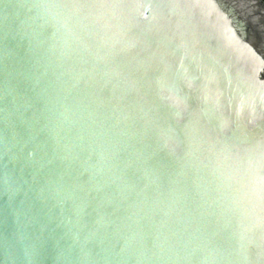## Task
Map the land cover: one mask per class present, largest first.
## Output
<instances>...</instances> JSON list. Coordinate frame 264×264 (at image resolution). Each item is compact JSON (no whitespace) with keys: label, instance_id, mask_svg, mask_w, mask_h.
I'll use <instances>...</instances> for the list:
<instances>
[{"label":"water","instance_id":"obj_1","mask_svg":"<svg viewBox=\"0 0 264 264\" xmlns=\"http://www.w3.org/2000/svg\"><path fill=\"white\" fill-rule=\"evenodd\" d=\"M0 264H264V0H0Z\"/></svg>","mask_w":264,"mask_h":264}]
</instances>
